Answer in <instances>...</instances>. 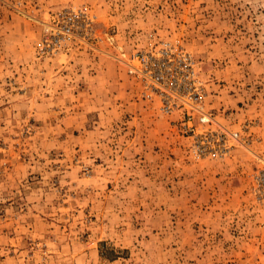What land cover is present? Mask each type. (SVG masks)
Masks as SVG:
<instances>
[{
	"label": "rangeland",
	"instance_id": "374dc122",
	"mask_svg": "<svg viewBox=\"0 0 264 264\" xmlns=\"http://www.w3.org/2000/svg\"><path fill=\"white\" fill-rule=\"evenodd\" d=\"M0 264H264V0H0Z\"/></svg>",
	"mask_w": 264,
	"mask_h": 264
},
{
	"label": "built area",
	"instance_id": "2783aa9c",
	"mask_svg": "<svg viewBox=\"0 0 264 264\" xmlns=\"http://www.w3.org/2000/svg\"><path fill=\"white\" fill-rule=\"evenodd\" d=\"M169 57L170 59H167ZM173 58L170 52L163 51L160 58H154V56H145V68L142 73L145 75L148 85L152 90L159 91L162 97L167 101L166 109L171 107V100L175 97L172 93L186 90L183 89V84L188 82L187 76L178 77L182 72H187L192 67V61L189 58H181L175 64V61H170ZM175 59V58H174ZM188 74L194 75V72L189 70ZM172 92V93H169ZM207 116L203 117V120H208ZM225 150V146L219 150ZM219 151H213L217 154Z\"/></svg>",
	"mask_w": 264,
	"mask_h": 264
}]
</instances>
